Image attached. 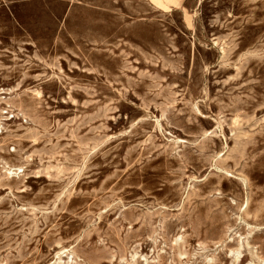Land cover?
Returning a JSON list of instances; mask_svg holds the SVG:
<instances>
[{"label":"rangeland","instance_id":"obj_1","mask_svg":"<svg viewBox=\"0 0 264 264\" xmlns=\"http://www.w3.org/2000/svg\"><path fill=\"white\" fill-rule=\"evenodd\" d=\"M0 264H264V0H0Z\"/></svg>","mask_w":264,"mask_h":264},{"label":"bare ground","instance_id":"obj_2","mask_svg":"<svg viewBox=\"0 0 264 264\" xmlns=\"http://www.w3.org/2000/svg\"><path fill=\"white\" fill-rule=\"evenodd\" d=\"M234 260H235V258H234ZM238 261V260H237Z\"/></svg>","mask_w":264,"mask_h":264}]
</instances>
